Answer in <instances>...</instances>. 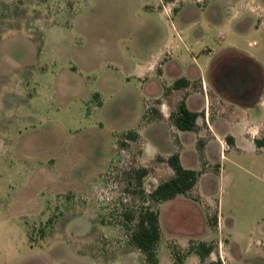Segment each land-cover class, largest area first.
Returning a JSON list of instances; mask_svg holds the SVG:
<instances>
[{
  "label": "rangeland",
  "instance_id": "obj_1",
  "mask_svg": "<svg viewBox=\"0 0 264 264\" xmlns=\"http://www.w3.org/2000/svg\"><path fill=\"white\" fill-rule=\"evenodd\" d=\"M227 52L264 78V0H0V264H146L124 218L143 202L136 169H149L147 194L173 175L159 155L180 141L187 164L207 167L192 134L145 116L194 59L215 95L212 67ZM261 102L238 112L236 133L264 124ZM238 143H212L198 188L208 206L221 201L218 227L169 209L162 264H200L192 242H214L213 261L264 264V153ZM142 148L155 158L146 166Z\"/></svg>",
  "mask_w": 264,
  "mask_h": 264
},
{
  "label": "crops",
  "instance_id": "obj_2",
  "mask_svg": "<svg viewBox=\"0 0 264 264\" xmlns=\"http://www.w3.org/2000/svg\"><path fill=\"white\" fill-rule=\"evenodd\" d=\"M224 59L222 63L216 64L217 61L213 64L211 78L213 84L215 85V95L210 93V84L207 77L205 76L204 69L197 59H194L196 66L192 69H177L173 77V81L168 85L160 95L156 97V100L163 101L164 106L163 110H159L160 113H163L161 119L155 122L150 123V125H159L162 123L169 122L171 114L175 113L178 109V106L181 102H185L189 111L197 113V130L195 132H182L177 130L173 125H170L172 129L176 130L180 134H192L194 141L199 144H202V150H198L200 153V160L203 164L206 165L207 169L203 171L199 182L197 183L195 189L192 191L190 196L179 195L172 200L165 201L157 206L160 215V223L162 227V217L168 214L169 209L178 205L182 207L185 212L187 211H199L202 216L206 214L207 221L211 218L209 212H205L203 205L207 207H215L216 213L219 218V206L220 202L218 201L213 203L212 206H208L201 199V194L199 191V186L201 179L204 176H207L209 169H212V166L209 164V147L213 142L218 143L222 149L227 150L228 147L236 145L239 140L246 144L249 150L262 152L264 149H258L255 145V140L261 138L264 135V124L258 125L256 127H250L245 129L243 132L236 133L233 127V124L238 119V112L241 110H249L252 107H255L257 104H260L262 96L264 93V78L257 63L254 60H250L244 56L233 58L232 61L227 54H224ZM180 79H185L190 82L188 88L181 90H171L176 81ZM168 90H171L168 92ZM264 106V102H261ZM173 108V110H171ZM170 116V117H169ZM139 134V133H138ZM180 138V136H179ZM139 139H142L141 134H139ZM240 145V143H238ZM181 148L177 154L180 156L182 165L187 168L193 169V167L187 164L183 158L182 147L183 142L180 141ZM144 148V143H143ZM142 148L141 160L140 163H143L144 166L154 161L155 158L151 156L146 158L144 149ZM160 157L171 156L168 153H163L159 155ZM165 160L168 158H164ZM145 163V164H144ZM217 166V171L221 173V168ZM196 170V169H195ZM199 171V170H198ZM155 183L152 189L157 185ZM197 192V195L194 192ZM164 231L162 232V234ZM194 240V239H192ZM191 240V241H192ZM222 242H218V250L221 253ZM216 250L206 259L205 262L199 257L200 264H213L216 261L214 260V255ZM221 257H223L221 253ZM224 259V257L222 258ZM186 260L183 261L185 264ZM159 264H162V261L159 260ZM223 264L224 260H223Z\"/></svg>",
  "mask_w": 264,
  "mask_h": 264
},
{
  "label": "trees",
  "instance_id": "obj_3",
  "mask_svg": "<svg viewBox=\"0 0 264 264\" xmlns=\"http://www.w3.org/2000/svg\"><path fill=\"white\" fill-rule=\"evenodd\" d=\"M190 82L185 79H180L175 82L171 90H181L188 88ZM171 90H168L170 92ZM155 116L149 119L145 116L148 123H152L161 119L159 111L154 110ZM198 114L188 110L186 103L183 101L178 106L175 113L171 114V123L179 131L195 132L197 130ZM125 141L139 140L137 132H129L124 135ZM255 145L258 149H264V135L255 140ZM202 150V144H200ZM161 161L172 168L173 175L170 178L158 183L147 194L144 193V178L148 175L149 169L141 167L136 169L134 178L137 181L139 192L143 196L142 205L138 209H128L124 212L125 221L131 229L130 245L139 249L143 255L146 264H159L158 247L162 237V229L160 223V215L157 206L165 201L172 200L179 195L190 196L195 189L202 172L187 168L182 165L179 154H173L168 159ZM219 167V166H218ZM133 223V226L131 225ZM210 223L213 227H218L219 218L215 213L210 218ZM217 249L214 242H192L186 254L196 253L202 262ZM176 264H183V261L176 258ZM213 264H223L222 259H218Z\"/></svg>",
  "mask_w": 264,
  "mask_h": 264
}]
</instances>
